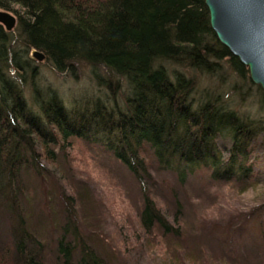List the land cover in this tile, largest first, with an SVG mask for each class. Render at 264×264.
Returning <instances> with one entry per match:
<instances>
[{
  "label": "trees",
  "instance_id": "1",
  "mask_svg": "<svg viewBox=\"0 0 264 264\" xmlns=\"http://www.w3.org/2000/svg\"><path fill=\"white\" fill-rule=\"evenodd\" d=\"M0 10L21 13L14 31L0 24V214L19 218L22 264H44L20 209L24 177L55 163V150L74 139L98 145L137 178L150 151L182 182L196 169L244 189L255 182L264 120L236 104L254 90L264 108V91L219 41L206 0H0ZM33 50L63 75L89 65L101 95L69 99L44 85ZM142 222L181 237L151 198ZM59 249L64 264H105L90 251L74 262L64 239Z\"/></svg>",
  "mask_w": 264,
  "mask_h": 264
},
{
  "label": "rangeland",
  "instance_id": "2",
  "mask_svg": "<svg viewBox=\"0 0 264 264\" xmlns=\"http://www.w3.org/2000/svg\"><path fill=\"white\" fill-rule=\"evenodd\" d=\"M11 14L17 21L21 15ZM31 57L40 67V82L69 99L101 95L90 87L89 65H75L73 77L57 73L46 59ZM199 78L204 86L211 83ZM247 98L236 104L239 109L264 120L257 92ZM259 150L253 158L256 180L244 189L241 183L215 181L204 169L188 173L182 182L150 151L144 154L148 172L137 178L98 145L74 139L72 147L55 150V163L44 161L40 174L25 175L20 209L44 264H64L63 239L73 246L74 262L90 251L105 264H264V143ZM146 198L172 228L179 227L181 237L160 226L144 228ZM18 220L5 210L0 214V264H22L14 241Z\"/></svg>",
  "mask_w": 264,
  "mask_h": 264
},
{
  "label": "water",
  "instance_id": "3",
  "mask_svg": "<svg viewBox=\"0 0 264 264\" xmlns=\"http://www.w3.org/2000/svg\"><path fill=\"white\" fill-rule=\"evenodd\" d=\"M211 25L219 41L249 69L251 80L264 91V0H206ZM0 24L12 32L18 24L10 12L0 11ZM40 62L46 56L32 51Z\"/></svg>",
  "mask_w": 264,
  "mask_h": 264
}]
</instances>
